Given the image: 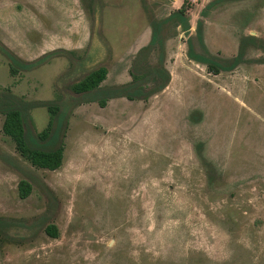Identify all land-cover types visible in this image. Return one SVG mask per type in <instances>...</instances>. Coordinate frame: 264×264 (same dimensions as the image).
Here are the masks:
<instances>
[{"label": "rangeland", "instance_id": "obj_1", "mask_svg": "<svg viewBox=\"0 0 264 264\" xmlns=\"http://www.w3.org/2000/svg\"><path fill=\"white\" fill-rule=\"evenodd\" d=\"M179 10L190 32L162 28V92L100 107L72 90L99 68L104 89L130 82L151 23ZM199 26L220 60L244 42L242 63L214 75L191 61ZM248 37L264 44V0H0L3 46L24 62L58 52L14 77L0 53V96L27 107L34 137L47 105L67 118L62 166L48 171L20 157L0 115V264H264V47Z\"/></svg>", "mask_w": 264, "mask_h": 264}, {"label": "trees", "instance_id": "obj_2", "mask_svg": "<svg viewBox=\"0 0 264 264\" xmlns=\"http://www.w3.org/2000/svg\"><path fill=\"white\" fill-rule=\"evenodd\" d=\"M217 1L210 3L202 15L214 6ZM172 23L174 30L189 35L190 24L183 10L172 13L162 21L151 23V37L149 44L139 50L132 70L130 71L131 81L111 89H104L101 84L105 81L107 72L104 68L89 73L82 81L76 83L72 90L78 95H92L95 97L100 107H105L107 102L114 98H125L128 101H147L149 98L162 92L170 81V74L164 66L165 38L162 36V28L167 23ZM177 32V31H176ZM196 41L200 52H196L191 40H188L187 56L197 63L205 66L209 73L217 75L221 72H231L240 65L244 58V42H242L239 52L228 61L220 60L206 52L202 41L200 26L197 29ZM252 45L264 47L258 44L254 37L244 39ZM0 53L7 59L10 76L14 77L20 72L30 71L40 67L49 58L55 57L58 52H52L33 62H24L12 54L0 43ZM156 53L157 60L152 62L151 56ZM49 114L47 127L36 137L27 133L25 118L27 107L21 101L14 99L10 95L0 96V115L4 116L2 125L3 134L14 144L16 152L20 157L37 169L48 171L58 170L64 158V131L66 128L65 109L54 104L46 106ZM19 196L26 198L31 187L24 181L18 186ZM7 227L4 219L0 218V230ZM47 235L56 238L57 231L54 226L46 229Z\"/></svg>", "mask_w": 264, "mask_h": 264}]
</instances>
